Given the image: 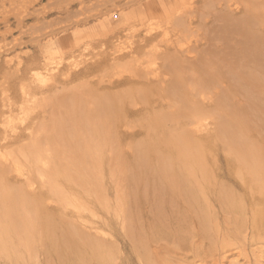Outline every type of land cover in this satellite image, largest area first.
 I'll return each mask as SVG.
<instances>
[{
    "label": "bare ground",
    "instance_id": "bare-ground-1",
    "mask_svg": "<svg viewBox=\"0 0 264 264\" xmlns=\"http://www.w3.org/2000/svg\"><path fill=\"white\" fill-rule=\"evenodd\" d=\"M77 1L0 63V264H264V0Z\"/></svg>",
    "mask_w": 264,
    "mask_h": 264
},
{
    "label": "rangeland",
    "instance_id": "rangeland-1",
    "mask_svg": "<svg viewBox=\"0 0 264 264\" xmlns=\"http://www.w3.org/2000/svg\"><path fill=\"white\" fill-rule=\"evenodd\" d=\"M34 1H36L35 3H34ZM39 1V2H38ZM43 1V2H42ZM51 1V0H50ZM49 0H32V1H30L29 2V4L31 5V7H30V10H25L24 8H21V9H18L19 11H23V14L24 15H22V11L20 12V14H19V11H18V13L16 12V10H15V8H12V10H9L8 8H6L8 11H7V14L8 13H10L11 11H14V12H11L10 13V15H8L7 16V18H8V20L9 21H11V22H9L8 21V23L7 24H9V25H7L6 23V25L4 24V22H5V20H2V18H4V16H5V7L2 5V3H0V7L2 8V9H0V39H1V34H3L4 35V29H7L6 28V26L9 28V29H7V30H5L6 32H5V35H4V38H5V42H7V43H9V45H10V43H11V45L10 46H7L8 48H9V50H11L9 53H4V54H0V63H2L1 61H3V59H5V55H7V54H11V55H14V54H19L20 56H27V55H29V53H31L32 54V52L33 53H37V52H39V49H38V46H36V47H34V45L36 44L37 45V43L36 42H34V41H32L31 39H32V34H31V32H32V30L30 29V28H32V25H33V23H34V21H35V23H34V25L37 23V25H39V26H37V27H40V25H41V27H40V30H42V31H40L41 33L43 32V30H44V34H46V32H48L49 30H51V28L52 29H58V30H61L60 28H62V27H64L65 25H66V22H67V24L68 23H70L71 21H73V20H69L68 19V17H65V16H69L70 15V11L71 10H73V11H71V15L70 16H72L73 14H75L76 13V11H78V8H79V5H80V3H79V1H77V0H74L75 1V4H73L74 3V1L71 3V5H69V6H67V5H65V4H59L58 6H57V4L55 5V3H51ZM104 0H102V2H103ZM1 2V1H0ZM6 2H8V0L6 1L5 0V3ZM34 4H33V3ZM114 3V2H113ZM115 3H121L120 2V0L118 1L117 0V2H115ZM114 3V5H108L107 6V8H109V10L107 11V12H111L112 11V9L110 10V8H115L116 9V7H115V4ZM40 6H39V5ZM29 5V6H30ZM65 6V8L63 7V6ZM45 6H47V7H45ZM51 6V7H50ZM62 8H60V7ZM67 6V7H66ZM114 6V7H113ZM50 7V8H49ZM52 7H54L55 8V10L52 8ZM59 7V8H58ZM42 8H45V10H47V11H45V10H43L42 12H43V15H42V13L40 12L41 11V9ZM47 8H49V9H47ZM58 8V9H57ZM75 8H76V11H75ZM4 9V11H2ZM35 9V10H34ZM53 9V11H51ZM71 9V10H70ZM113 10L112 12H111V14L109 15H107V16H111L112 17V19L113 20H115V21H117L118 19H119V17H118V10ZM31 10H33L34 12L32 13L31 12ZM69 10V11H68ZM107 10V9H106ZM51 13H50V12ZM75 11V13H73ZM116 11V13H114ZM3 12V13H2ZM16 12V13H15ZM37 12H39V13H37ZM47 12V13H46ZM69 12V14H67ZM2 13V14H1ZM28 13V14H27ZM36 13V14H35ZM41 13V15L42 16H44L45 14V16L44 17H42V16H40V15H38V14H40ZM64 13V14H63ZM89 13V15L91 14V13H93L92 11L91 12H88ZM113 13V14H112ZM15 14V17H16V19H15V17L13 16ZM17 14H19L18 16H16ZM30 14V15H29ZM57 14H58V16H57ZM60 14V15H59ZM67 14V15H66ZM12 15V16H11ZM22 15V16H21ZM38 15V16H37ZM62 15V16H61ZM86 15V14H85ZM25 16V17H24ZM56 16V17H55ZM62 18H61V17ZM19 18V20H18V18ZM36 17H39V19H37ZM54 18V19H51L53 22H51L50 21V23H53V25H50L51 27H49V25L45 22V21H48L50 18ZM97 17H100V16H94V15H92V18H89V20L90 21H87L88 23H91V22H94V21H96L97 20ZM25 18V19H24ZM79 18V17H78ZM81 19L83 18V17H80ZM95 18V19H94ZM5 19V18H4ZM23 19V20H22ZM44 19H47V20H44ZM84 19H86V18H84ZM102 19H103V17H102ZM111 19V22L113 23V20ZM38 20H39V22H38ZM60 20H61V22H60ZM16 21H17V24H16ZM23 21V22H22ZM58 21H59V23H58ZM49 22V21H48ZM87 22H82V23H80V27L82 26L84 29L87 27ZM49 23V24H50ZM56 23V24H55ZM82 24V25H81ZM15 25V26H14ZM55 25V26H54ZM58 25H60V27H58ZM10 26L11 27H13V28H10ZM17 26V27H16ZM27 26H30V27H27ZM47 26V27H46ZM4 27V28H3ZM23 29H22V28ZM25 27H27V28H25ZM42 28V29H41ZM70 28H72L71 30H69L70 32L68 33V35H70V34H72L71 32H74V27H70ZM10 30H11V32H10ZM31 32H30V31ZM29 31V32H28ZM13 32V33H12ZM24 32V34H22ZM18 33H20V34H18ZM28 35H26V34ZM42 33V34H43ZM67 34V33H66ZM18 35H20L21 37H19ZM14 37H19V39L18 40H13V38ZM11 39H12V42H10L11 41ZM25 40V42H24V40ZM28 40V41H27ZM14 41V42H13ZM20 41H21V43L22 44H20ZM17 42V43H16ZM33 42V43H32ZM26 44V45H25ZM0 45H2V46H4L5 47V43L4 44H0ZM16 45H18V46H16ZM12 46V47H11ZM1 47V46H0ZM21 47V48H20ZM14 48V49H13ZM5 49V48H4ZM13 49V50H12ZM24 49V50H23ZM15 56V55H14ZM216 251V249H213V252H215ZM235 250H233V252H234ZM218 254L219 253H217V254H215V255H211V254H209V256L208 255H204L202 258H204V259H206L205 261H203V259H201L202 261L201 262H199V261H197L195 264H231V262L229 263V257H230V255L232 254V251L231 252H229V255L225 258V260L224 261H221V259H220V256H218ZM241 256V255H240ZM198 259H200L199 257H198ZM240 260H241V258H240ZM245 261H246V259H244ZM243 259L241 260V261H244ZM232 261V260H231ZM247 262V261H246ZM183 264H185V263H183ZM239 264V263H238Z\"/></svg>",
    "mask_w": 264,
    "mask_h": 264
}]
</instances>
